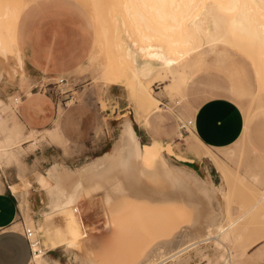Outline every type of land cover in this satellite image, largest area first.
I'll return each instance as SVG.
<instances>
[{"label":"bare ground","instance_id":"bare-ground-1","mask_svg":"<svg viewBox=\"0 0 264 264\" xmlns=\"http://www.w3.org/2000/svg\"><path fill=\"white\" fill-rule=\"evenodd\" d=\"M78 1L89 6L92 14L90 61L98 57L103 70L108 54L112 55L116 50L123 63L122 70L131 78L129 99L137 108L145 110V117L157 110L161 103L151 89L153 82H163L170 94L179 93L188 78L211 58L217 64L226 62L231 73H235L241 71L236 56L243 58L247 53L246 58H249L259 52L264 55V0H243L239 8L232 0L225 11L235 15L224 21L226 26L215 16L212 6L200 8V0ZM100 2L102 5L99 6ZM107 3H111L112 9L117 6V10H114L113 17L105 15L106 21H100L102 18L97 14H103L104 7L105 10L110 8ZM96 6L99 13H96ZM112 9L109 10L114 14ZM23 13L19 4H0V79L5 73L10 77L19 76L22 81L25 79L24 54L18 41ZM240 38L246 43H241L243 47L236 46L241 42ZM194 39L199 41L196 46L191 43ZM219 41H226L225 45L232 47V51L220 46ZM246 41L260 42V46L252 47V44L249 47ZM12 99L15 103L20 100ZM245 113L243 110L246 120ZM139 117L137 113V119ZM187 129L192 140L186 143L191 153L187 157L202 155L213 164L212 158L209 159V147L193 130V120L187 124ZM42 130L54 140H64L58 122ZM18 137V131L11 132L3 142L0 141L1 158L20 163L21 151L10 147ZM142 143L132 121L126 120L117 147L99 165L78 173L76 179L66 183L55 177L56 174L49 176L47 215H50L49 224L55 227L52 243L46 250L62 247L82 264H166L169 261L180 264L187 257L189 259L190 255L184 258L191 252L213 264L219 261L252 264L254 256L245 255L251 254L248 253L251 248L263 250L264 219H252L248 231L233 235L232 227L240 219H232L226 227L222 226L219 223L220 209L216 212L211 204L213 196L224 190L221 179L217 184L211 177L202 179L193 169L173 164L162 149L150 146L146 151ZM139 169H145L151 176L139 175ZM95 193L101 195H92ZM80 204H83L82 211L77 208ZM26 206V199L21 198L19 208L24 211ZM255 206L240 213L239 218L251 214ZM28 219L38 234L32 217ZM100 220L102 229L97 226ZM15 226L19 228L20 223ZM230 237L236 238V244L234 251H228L227 258L221 259L223 255L218 252L213 261L204 252L211 242L214 247L221 248V239ZM38 247L33 245L32 260L35 264H45L44 248L40 247L38 252Z\"/></svg>","mask_w":264,"mask_h":264},{"label":"rangeland","instance_id":"rangeland-1","mask_svg":"<svg viewBox=\"0 0 264 264\" xmlns=\"http://www.w3.org/2000/svg\"><path fill=\"white\" fill-rule=\"evenodd\" d=\"M231 1L200 0L199 7L212 6L215 16L220 18L224 24L226 20L229 21L235 15L231 11L230 14L229 11H225ZM234 1L237 2L238 8L242 7L243 0ZM5 2L14 5L26 4L24 11L35 8L37 22H44V24H39V27L46 28V31L52 29L48 32L51 34L50 41H53L57 34L60 38L62 46L57 48V54L61 55L60 60L67 56L66 61L60 62L63 70L54 73V77L31 75L25 66L26 76L23 81L19 76L10 77L5 73L1 77V79L4 77V81L0 83L3 85V93L0 92V97L3 98V101L0 102V141L3 142L11 132L18 131L19 137L15 140V144L12 143L10 147L17 150L19 148L22 153L20 163L0 157V185L3 183L1 176L5 175L8 181L7 185L15 188L14 190L20 199L27 200V206L24 211L20 209V217L17 218L20 223L19 229H21L22 221L32 227L28 219L31 217L28 215V195L41 197L39 208L42 205L46 207L42 208L38 214L39 208L32 212L34 213L32 223L40 236L42 244L40 247L44 248L45 264H82L80 259H77L75 255L74 257L73 255L69 256L62 247L46 250L50 248L52 243L51 237L55 227L49 224L50 215H47L50 204L49 176L56 174L55 177L58 176L66 183L76 179L78 173H83V171H88L99 165L107 154L110 155L117 147L120 132L123 130V124L126 120L132 121L140 142H143L141 145L144 150L149 151L154 146L158 147L164 153L166 152L165 155L173 164H180L195 170L200 178L211 177L215 184L221 179L224 190L213 196L211 204L216 212V209H220L219 223L222 226L226 227L232 219H240L234 225L235 227H232L234 230L232 234L235 233L233 235L245 233L251 227V222L264 219V111H254L264 105V55L262 53L252 54L249 58H246L247 53L243 55V58L236 56L237 64H241V71L235 73H231L226 62L217 64L211 58L195 75L188 78L186 86L179 93L170 94L163 87V82H153L151 89L161 103L160 107L149 113L145 119V110L137 108L129 99L131 78L122 70L123 63L118 59L116 50L114 54H108L103 70L100 68L98 57L91 61L88 58V55L90 57L92 53L90 42L93 35V28L90 24L92 14L89 6L80 3L78 0H0V4ZM111 3H107L109 9H112ZM115 5L117 4L115 3ZM112 6L114 7V5ZM114 8L116 9H112L113 12L117 10V6ZM96 10V13H99L97 6ZM103 10V14H97L102 18L100 21H106L105 15L110 18L116 12L114 14L110 10L107 12L105 7ZM100 25L105 27L104 24ZM224 25L226 26V23ZM57 27L60 30L54 29ZM198 42L197 39H194L191 43L196 46ZM224 42H220V46L232 51L233 48L228 47L227 43L225 45ZM55 43L56 41L48 44L46 41L44 46L46 52L51 47L55 48ZM241 43L246 44L241 39V42L236 46L238 47ZM248 43L250 44L249 47L252 44H254L252 47L260 46V42ZM256 70L259 71L258 74ZM59 76H65L66 83L57 85L54 81ZM6 80H11V83H6ZM42 82L46 85L40 87ZM30 90L45 92L51 97L55 105L51 121L39 128L52 126L54 118L58 115V110H61L60 124L61 119L65 118L66 115H71L72 118H79L81 115L83 121L79 139L59 141L55 138L54 140L43 130H37L39 128L24 127L19 120L21 117L18 107L21 99L27 97ZM211 96H225L231 99L238 105L241 112L243 110L246 112V119L254 111L247 130V137L256 152L248 148L243 139H238L237 143L233 144V142L226 147H209L212 153L210 152L211 157L208 158H212L213 164L202 155L187 157L191 153L187 150L186 143L192 140L187 135L189 134L188 129L180 128V124L189 119L193 120V108L203 99ZM12 98L20 100L17 99L18 102L15 103ZM124 112L126 114L122 116ZM137 113L140 115V120L137 119ZM245 121L244 119V123ZM152 138L167 141L169 145L166 147L161 144H154L150 141ZM45 146L49 149L53 148V155L41 163L39 159L42 156L39 153L40 149ZM139 175L151 176L145 169H139ZM96 194L101 195L100 193L92 195ZM254 204L256 206L251 214L248 213L239 218L240 213L248 210ZM77 208L82 211L83 204ZM252 219L253 221H251ZM97 226L99 229L103 228L101 220L97 222ZM236 227H240V230ZM221 241L224 245L221 248L214 247L211 242L207 246L208 248L206 247L204 250L213 261H215L214 256L218 252L223 255L221 259H225L228 257V251L235 250V237L221 239ZM248 253L251 254H246V257L254 256L252 264H264V245L262 251L251 248L248 249ZM184 259L186 261L182 260L180 264H213L195 252L187 254ZM225 263L227 264V262ZM225 263L219 261L215 264ZM29 264H35L32 258ZM166 264H174V262L169 261ZM234 264H242V262L237 261Z\"/></svg>","mask_w":264,"mask_h":264},{"label":"crops","instance_id":"crops-1","mask_svg":"<svg viewBox=\"0 0 264 264\" xmlns=\"http://www.w3.org/2000/svg\"><path fill=\"white\" fill-rule=\"evenodd\" d=\"M21 7L24 11L26 4L21 5ZM35 13V8L24 11L19 22L18 41L20 49L24 54L23 74L26 76L24 71L26 66L31 75L54 77V73L63 70L60 62L63 60L66 61L67 56L63 57L65 59L60 60L61 55L57 54V48L61 47L62 43H60L58 34L53 41H50L51 34L48 32L52 29L46 31V28L39 27V24H44V22L38 23ZM54 29L60 30L58 27ZM46 41L48 44L56 41L55 48L51 47L46 52V48H44ZM3 78L0 80V83L4 81ZM5 82L11 83V80H6ZM2 87L3 85L0 84L1 93H3ZM30 95L32 96L30 97ZM54 106V101L45 92H33L30 90L29 95L21 99L18 107L19 116L22 120L18 114L17 116L24 127L37 129L51 121ZM254 111H264V105L256 108ZM58 112V117L56 116L54 118L52 126L37 130L51 128L55 125V122H58L59 133L63 139L66 141L68 139H79L83 117L80 115L79 118H72L71 115H66L65 118L61 119L60 124L59 115H61V110H58ZM253 112L244 123L243 114L234 101L225 96H211L203 99L193 108V130L198 139L207 145V147H226L238 139H243L246 146L256 152V149L250 144L251 142L247 137V130ZM150 141L166 147L169 145L167 141L160 139L152 138ZM47 146L40 149L39 155L42 157L39 159V162L41 163L45 162L46 158L50 159L53 155V148L49 149ZM209 174L211 175L210 172ZM1 179L3 183L0 185V264H29L32 258L29 243L21 229L15 228V225L19 223L17 218L20 217L19 215L21 213L19 208L20 198L14 190L15 188L13 189L10 185H7L8 181L5 175L3 177L1 176ZM28 199V215L34 217V213L32 212L39 208L41 197L36 195L31 196L29 194ZM45 207L42 205L37 210V214Z\"/></svg>","mask_w":264,"mask_h":264},{"label":"built area","instance_id":"built-area-1","mask_svg":"<svg viewBox=\"0 0 264 264\" xmlns=\"http://www.w3.org/2000/svg\"><path fill=\"white\" fill-rule=\"evenodd\" d=\"M54 82H56L57 85H60V84L66 83V78H65V76H59V77H57L55 79ZM45 85H46V83L42 82V83H40L39 86L41 87V86H45ZM44 90H45V88H44ZM190 123H191V120L183 121L180 124V128L186 129L187 128V124H190ZM21 231H22L23 235L26 237V239H27V241L29 243V246H30V249H31V256H32V254L34 252L33 245L34 244H36L38 246L42 245L40 236L38 234H36L34 229L31 226L27 225L24 221H22ZM37 251L38 252L40 251V247H38Z\"/></svg>","mask_w":264,"mask_h":264}]
</instances>
